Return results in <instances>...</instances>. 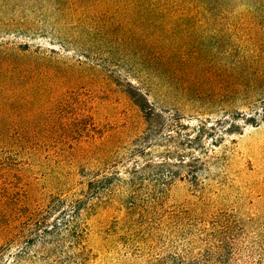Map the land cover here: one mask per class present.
<instances>
[{"label":"rangeland","instance_id":"374dc122","mask_svg":"<svg viewBox=\"0 0 264 264\" xmlns=\"http://www.w3.org/2000/svg\"><path fill=\"white\" fill-rule=\"evenodd\" d=\"M20 10L0 8V41L40 47L65 74L18 85L0 98V246L9 237L4 227L24 209L44 207L52 197L75 192L95 173L122 162L145 127L125 92L130 83L163 111L165 123L173 116L179 124L177 132L159 131L160 138L170 133L175 140L156 141L153 161L176 143L185 149L186 160L180 164L169 156L165 169L174 179L163 194L144 179L136 207L111 199L92 210L86 219L90 254L84 264L168 261L184 252L193 234L203 238L199 228L223 224L229 226L233 264H256L260 258L264 264V11L232 20L156 18L167 30L158 42L143 47L132 33V18L98 11L99 24L110 20L109 33L95 29L79 35L63 23L51 26L30 15L37 34L26 36L17 30ZM200 62L213 71H262L261 86L234 94L218 76L215 97H193V90L206 87L190 74ZM200 121L208 134L187 144L184 135ZM150 196L159 197V204L149 205ZM48 248L41 256L47 264H74L64 245ZM6 258L3 264L41 263L26 256Z\"/></svg>","mask_w":264,"mask_h":264},{"label":"trees","instance_id":"16d2710c","mask_svg":"<svg viewBox=\"0 0 264 264\" xmlns=\"http://www.w3.org/2000/svg\"><path fill=\"white\" fill-rule=\"evenodd\" d=\"M15 6H21L19 11L21 19L17 21L19 27L17 30L25 33L26 36L37 34L33 32L32 23L27 20L30 15L33 19L35 15L49 20L51 26L58 22L63 23L65 27H69V30L79 35H89L95 29L107 34L110 20L99 24L95 16L98 11H103L110 13V18H113V15L132 18L136 22L131 26L132 33L138 37V45L145 47L158 42L162 32L165 33L167 30V25L154 22L156 18L232 20L237 16L243 18L247 15L253 16L257 11H264L262 9L264 0H0L2 11ZM141 21H146L147 24ZM48 34L52 40L57 37L53 32ZM151 35H156L153 40H145L146 37L152 39ZM160 42L161 47L166 43L165 40ZM56 60L55 57L43 54L38 46L30 48L27 42L17 45L13 42L0 41V98L18 85L56 80L64 76V70L59 71L56 67L58 64ZM205 64L194 63L190 67L191 78L201 82L200 86H206L204 87L206 93L196 88L191 92L193 97H200V99L203 95L207 98L215 97L213 85L218 76L221 80L219 83L227 84L224 89L234 94L242 90L251 92L261 86L259 82L262 81V71L255 75L244 69L235 68L229 72L223 68L213 71L211 68L204 67ZM227 78L231 80L226 81ZM127 85L128 89L125 92L139 108L144 119L145 127L142 134L126 148L122 162L115 164L116 166L112 165V170L97 172L79 190L65 196H54L44 207L26 208L21 215L10 219L4 227L9 237L0 246V264L7 260L6 257H12L13 261H16L22 256L47 264L48 258H41V256L49 253L48 247L55 243L67 248L68 258L74 264H84L90 254L85 243L86 219L96 206L113 199L131 209L138 204L136 203L137 191L141 190V182L144 179L156 183L153 189L157 187L159 195L163 194L173 181L174 173L165 168L170 164L168 161L170 155H174L180 164L185 162L183 154L185 149L180 147L182 145L176 143L175 149L168 147L160 151L159 154L163 156L161 160L153 161L151 155L154 152L153 146L157 144L156 141L175 140L170 133L177 132L179 128L177 119L171 116L170 121L165 123L162 119L163 111L157 109L145 93L130 83ZM198 88L200 89L199 86ZM221 88L222 86L219 87ZM200 123V126L189 128L194 130L192 134L184 135L187 144L200 139L203 134H208L205 122L200 121ZM162 129L170 133L160 138L159 131ZM126 161L133 163L131 166H125ZM149 174L155 177L150 179ZM158 199L159 197L150 196L148 204L157 205ZM205 228V226L199 228L203 238L195 237L193 234L188 247L182 254L168 261L161 259L148 264H233L232 256L229 255L231 249L229 226L223 224L219 229L213 226H210L208 230ZM12 247L15 248L14 253L11 252ZM244 264L247 263L244 262ZM256 264H262V259L260 258Z\"/></svg>","mask_w":264,"mask_h":264}]
</instances>
